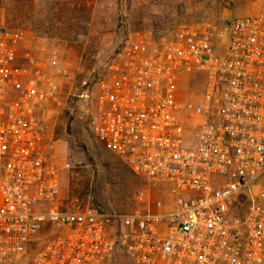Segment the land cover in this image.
<instances>
[{
	"label": "built area",
	"instance_id": "built-area-1",
	"mask_svg": "<svg viewBox=\"0 0 264 264\" xmlns=\"http://www.w3.org/2000/svg\"><path fill=\"white\" fill-rule=\"evenodd\" d=\"M21 41L0 25V264H111L117 247L127 264H264V5L220 32L128 34L78 78L90 128L144 184L117 216L62 204L39 119L57 94ZM181 73L201 76L196 101L176 99Z\"/></svg>",
	"mask_w": 264,
	"mask_h": 264
},
{
	"label": "rangeland",
	"instance_id": "rangeland-1",
	"mask_svg": "<svg viewBox=\"0 0 264 264\" xmlns=\"http://www.w3.org/2000/svg\"><path fill=\"white\" fill-rule=\"evenodd\" d=\"M264 0H0V25L20 31L17 53L39 60L57 102L39 119L51 139L49 159L59 172L60 199L113 216L128 213L142 180L96 137L78 103L77 80L91 65L108 62L128 34L169 36L181 26L208 25L217 32ZM201 76L181 73L176 99L196 101ZM114 222V221H113ZM116 232L117 222L109 226ZM53 232L45 228L38 242ZM111 264H127L119 247Z\"/></svg>",
	"mask_w": 264,
	"mask_h": 264
}]
</instances>
